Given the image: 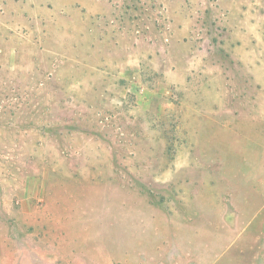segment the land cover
<instances>
[{
	"label": "rangeland",
	"instance_id": "rangeland-1",
	"mask_svg": "<svg viewBox=\"0 0 264 264\" xmlns=\"http://www.w3.org/2000/svg\"><path fill=\"white\" fill-rule=\"evenodd\" d=\"M0 264H264V0H0Z\"/></svg>",
	"mask_w": 264,
	"mask_h": 264
}]
</instances>
